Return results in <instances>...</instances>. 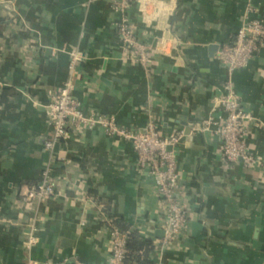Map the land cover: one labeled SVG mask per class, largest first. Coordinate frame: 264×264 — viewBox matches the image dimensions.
Returning a JSON list of instances; mask_svg holds the SVG:
<instances>
[{"label":"crops","instance_id":"crops-1","mask_svg":"<svg viewBox=\"0 0 264 264\" xmlns=\"http://www.w3.org/2000/svg\"><path fill=\"white\" fill-rule=\"evenodd\" d=\"M127 15L149 47L146 69L129 60L115 29L120 15L106 0H0V264H111L105 204L153 243L150 264H264V172L224 162L212 131H191L175 149L188 218L169 245L145 237L164 228L153 180L138 170L129 141L100 128L68 129L49 169L54 196L38 206L22 200L48 162L41 140L51 132L49 91L71 75L85 113L129 129L153 117L161 136L185 132L209 117L223 91L219 48L245 21H264V0H133ZM231 79L259 122L247 125L250 154L264 161V45ZM34 219L36 243L27 249Z\"/></svg>","mask_w":264,"mask_h":264},{"label":"built area","instance_id":"built-area-1","mask_svg":"<svg viewBox=\"0 0 264 264\" xmlns=\"http://www.w3.org/2000/svg\"><path fill=\"white\" fill-rule=\"evenodd\" d=\"M111 11L120 15L115 24L118 39L125 49L129 60L142 69L148 66L149 47L139 40L133 30L127 10L133 0H106ZM250 12L253 7L249 5ZM264 45V21L252 19L245 21L235 33L232 42L223 44L218 51V60L227 70V78L220 95L212 99V109L209 117L202 123L190 127V132L212 131L221 140V157L226 163L242 162L245 167L258 166L264 172V161L261 157L250 154L246 141L247 125L259 126V122L244 111L234 91L231 75L245 68L258 50ZM69 69L72 70L76 57H73ZM71 72V71H70ZM49 98L44 105L51 132L42 138V147L47 154L48 162L42 172L41 181L30 186L22 200L38 206L44 200L54 196V186L50 177V165L56 159V145L64 138L68 129L77 132L100 128L110 137L124 139L130 142L136 156V165L141 173L153 180L154 189L158 195L162 210L164 234L163 245H169L178 239L187 224L188 213L183 202L177 197L179 172L175 149L186 136L184 132H176L169 136H161L156 121L149 117L141 129H129L119 126L113 116L97 113H85L81 103L74 94L72 76L55 90L48 92ZM220 107L223 115H215V109ZM102 222L110 232L111 264H124L125 233L102 214ZM36 220L34 219L25 232V246L29 249L36 243ZM40 264H90L76 259L45 260Z\"/></svg>","mask_w":264,"mask_h":264},{"label":"trees","instance_id":"trees-1","mask_svg":"<svg viewBox=\"0 0 264 264\" xmlns=\"http://www.w3.org/2000/svg\"><path fill=\"white\" fill-rule=\"evenodd\" d=\"M101 210L110 223L127 236L123 257L124 264H150L149 253L154 249L153 243L142 238L136 231H131L125 220L114 217L109 204L103 205Z\"/></svg>","mask_w":264,"mask_h":264},{"label":"water","instance_id":"water-1","mask_svg":"<svg viewBox=\"0 0 264 264\" xmlns=\"http://www.w3.org/2000/svg\"><path fill=\"white\" fill-rule=\"evenodd\" d=\"M189 131H190V127L186 128L184 134H185V135H188V134H189ZM163 234H164V231H163V230H160V232H158V233L155 234V235L150 234V232L146 231V232H145V237H146V238H151V237L163 238Z\"/></svg>","mask_w":264,"mask_h":264}]
</instances>
